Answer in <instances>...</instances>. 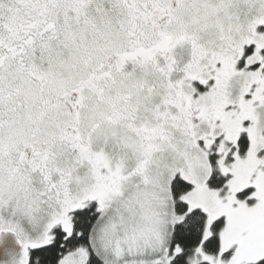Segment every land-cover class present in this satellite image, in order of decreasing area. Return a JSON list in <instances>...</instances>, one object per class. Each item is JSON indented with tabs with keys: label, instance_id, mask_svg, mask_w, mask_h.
<instances>
[{
	"label": "snow or ice",
	"instance_id": "obj_1",
	"mask_svg": "<svg viewBox=\"0 0 264 264\" xmlns=\"http://www.w3.org/2000/svg\"><path fill=\"white\" fill-rule=\"evenodd\" d=\"M0 264H264V0H0Z\"/></svg>",
	"mask_w": 264,
	"mask_h": 264
}]
</instances>
